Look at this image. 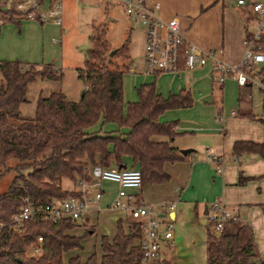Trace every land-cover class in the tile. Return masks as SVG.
Instances as JSON below:
<instances>
[{
  "label": "trees",
  "instance_id": "trees-1",
  "mask_svg": "<svg viewBox=\"0 0 264 264\" xmlns=\"http://www.w3.org/2000/svg\"><path fill=\"white\" fill-rule=\"evenodd\" d=\"M9 12L7 18L14 19L15 10ZM248 18L251 20L254 14L250 13ZM91 39L93 46L88 48L85 65L77 68L85 86L81 98L72 100L63 90H52L48 95L40 93L32 115L39 121L56 123L62 134L47 143L37 142L31 151L7 143L0 145V178L7 171L16 172L8 189L0 193V264H65V254L82 247L83 236L68 232L76 224L69 218L50 221L36 217L26 221L23 233L12 229L9 222L21 209L24 195L42 202L78 195L75 188L64 185V180H89L91 167L96 164L108 168L139 167L141 187L165 183L171 176L164 163L188 155L172 143L177 133L176 121H161L159 117L167 109L190 106L193 102L190 92L182 90L164 96L157 91L154 81L146 82L136 89L138 99L126 103L124 78L133 63L128 40L112 53L101 34L91 35ZM262 42L264 48V38ZM0 74V109L20 115L21 105L29 101L31 83L40 78L64 76L53 63L39 66L18 58L0 60ZM106 123H115L118 129H94L97 124ZM123 127L126 131L120 130ZM233 152L238 157L251 152L264 157V141L237 140ZM12 159L14 164H10ZM241 182H245L243 177ZM143 232L142 220L131 221L128 229L119 220L112 240L107 234L102 236L101 257L96 252L86 261L72 256L67 264H142L144 251L139 241ZM39 235L43 236L42 253L31 256L28 251ZM207 260L208 264L262 262L252 226L238 216L226 221L219 235L209 231ZM161 264L175 262L170 259Z\"/></svg>",
  "mask_w": 264,
  "mask_h": 264
},
{
  "label": "crops",
  "instance_id": "crops-1",
  "mask_svg": "<svg viewBox=\"0 0 264 264\" xmlns=\"http://www.w3.org/2000/svg\"><path fill=\"white\" fill-rule=\"evenodd\" d=\"M11 1L4 0L8 3ZM151 1L160 3L162 17L168 19L178 16L186 37L206 50H213L217 58L236 62L244 55L247 23L250 22L248 17L252 13L249 6L240 4L238 0ZM52 2L43 0V5L49 6ZM14 23L20 28L19 43L16 47L6 46L3 41L7 40V33L11 31L7 25ZM3 25L0 27V60L18 58L26 63L38 62L36 60L40 56L37 54L46 50L49 36L56 41L63 31V23L60 25L52 21L22 18L16 11L14 19L7 18ZM54 66L61 68L57 64ZM133 69L130 80L124 78L125 90L129 88L134 93L131 97L135 98L128 102L138 99L137 87L152 81L157 91L164 96L187 90L193 97L190 106L167 109L159 117L161 121H176V146L181 149L193 148V151L184 159L164 163V169L171 176L167 182L148 183L131 190L137 202L152 204L161 220L171 222L173 227L178 214L183 215L185 210L200 217L202 222H208L205 209L208 207L209 211L212 202L220 200L227 209L252 226L260 260L264 259V157L254 152L238 157L233 152L237 140L264 141V88L251 83L240 85L235 77L219 82L211 59L201 67L180 71L153 74L147 72L146 63L139 71ZM38 80H41L40 85L48 81ZM41 93L49 94L44 93L43 89ZM39 95L33 101L29 99L21 105V115L0 109V145L7 143L11 147L31 151L37 142L47 143L62 134L63 130L56 123L32 117ZM100 128L117 130L118 125L106 123L94 127L95 130ZM126 129L120 128L121 131ZM207 146L225 157L222 172L217 171L214 162L207 160ZM241 177L245 182H241ZM74 188L77 191L80 188L79 180L78 187ZM102 189L100 209L92 206L68 230L71 234L83 236L82 247L66 253L64 259L66 255V259L80 256L86 261L94 253L92 250L86 254L82 252L88 234L98 236L99 250L95 252L101 257L102 236L107 234L112 240L119 220L128 229L129 223L136 219L129 208L111 207L118 193L117 182L104 180ZM163 201L175 202V206L163 207ZM175 236L173 229V238L162 241L161 262L173 259L178 264Z\"/></svg>",
  "mask_w": 264,
  "mask_h": 264
},
{
  "label": "built area",
  "instance_id": "built-area-1",
  "mask_svg": "<svg viewBox=\"0 0 264 264\" xmlns=\"http://www.w3.org/2000/svg\"><path fill=\"white\" fill-rule=\"evenodd\" d=\"M63 0H53L51 5L44 6L43 0H12L0 6V27L14 9L18 16L36 19L41 22L52 21L63 23ZM133 18L136 24L146 31V70L149 73L180 71L195 69L212 60L213 68L219 82L228 77H235L240 85L259 84L264 88L262 63L264 62V0L248 2L238 0L240 4L249 6L254 18L247 23L245 39L246 49L242 58L236 62H227L215 56L213 50H206L189 40L181 26L178 16L164 18L160 15V3L151 0H115ZM207 160L216 164V169L222 172L225 164L223 154L215 152L211 146L206 147ZM91 179H80L78 195L53 198L50 201H34L29 195L22 197L21 209L14 213L9 225L19 233L25 231L28 219L41 217L45 220L60 221L69 218L78 222L92 206L100 209L103 196L102 182L111 180L118 183V193L111 202L113 208L130 209L133 217L142 220L144 227L139 245L144 251L142 264H160L161 248L164 239L173 238L171 222H163L152 204L137 202L131 190L142 185V172L139 167L108 168L101 164L91 167ZM163 207H174L175 202L163 201ZM207 221L211 223V230L220 234L225 222L237 219L238 215L227 209L220 200H215L208 213ZM3 224V223H2ZM43 236L39 235L37 243L28 254L39 256L42 253ZM264 262V259H262ZM260 262L259 264H262Z\"/></svg>",
  "mask_w": 264,
  "mask_h": 264
},
{
  "label": "rangeland",
  "instance_id": "rangeland-1",
  "mask_svg": "<svg viewBox=\"0 0 264 264\" xmlns=\"http://www.w3.org/2000/svg\"><path fill=\"white\" fill-rule=\"evenodd\" d=\"M62 3L63 31L61 35H57L59 38L56 41L51 35L49 36L48 47L44 52L37 54L40 58L36 60L38 61L36 63L39 66L47 63L46 61L57 64L61 67L64 76L62 79H48L43 85L39 83L41 80L31 83L28 90V97L31 101L41 93V89L44 93L63 90L72 100L81 98L85 86L78 77L77 68L85 65L88 48L93 46L91 35L94 34H101L109 43L112 51L122 47L128 40L129 52L133 58V70L139 71L143 65L145 66L146 31L141 25L135 23L120 3L115 0H63ZM7 26L11 27V31L7 33L8 38L3 41V44L16 47L19 43L20 28L16 23ZM86 45L89 47L87 48ZM132 74L133 72L130 71L125 75L127 81L130 80ZM132 93L129 88L125 90L126 103L128 100L135 99L131 97ZM157 138L167 137L157 136ZM172 143L177 144L175 140ZM14 163L15 160L12 159L10 164ZM15 175L16 172L12 170L7 171L0 178V193L9 187ZM63 183L67 187H78V181L64 180ZM173 229L176 234L174 242L177 246L178 264H208L207 235L209 231L212 232L211 223L202 222L200 217L185 210L183 215L178 214L173 222ZM90 250L93 252L99 250V240L96 234L85 236L82 252L86 254ZM66 258H68L67 255L65 264L68 261Z\"/></svg>",
  "mask_w": 264,
  "mask_h": 264
},
{
  "label": "water",
  "instance_id": "water-1",
  "mask_svg": "<svg viewBox=\"0 0 264 264\" xmlns=\"http://www.w3.org/2000/svg\"><path fill=\"white\" fill-rule=\"evenodd\" d=\"M86 47L88 48L89 47V45H86ZM115 50H113L112 51V53L114 52ZM193 151V148H182L181 149V152L183 153V154H188V153H190V152H192ZM208 213V207L205 209V214H207ZM203 221H205V219H203Z\"/></svg>",
  "mask_w": 264,
  "mask_h": 264
}]
</instances>
